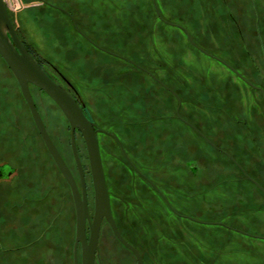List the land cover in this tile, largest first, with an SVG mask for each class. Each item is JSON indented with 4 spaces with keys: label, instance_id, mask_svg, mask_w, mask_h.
<instances>
[{
    "label": "rangeland",
    "instance_id": "374dc122",
    "mask_svg": "<svg viewBox=\"0 0 264 264\" xmlns=\"http://www.w3.org/2000/svg\"><path fill=\"white\" fill-rule=\"evenodd\" d=\"M4 1L24 46L51 76L62 74L79 91L98 126L119 139L134 166L179 214L134 173L110 136L98 135L113 217L143 264H264V240L240 233L264 237V195L181 124L175 116L178 100L157 82L177 95L183 121L234 156L264 187L262 95L201 54L184 31L164 23L181 26L203 51L264 88L250 1L155 0L163 21L152 0ZM253 3L264 44V0ZM55 7L73 18L89 42ZM31 93L76 177L67 121L44 94L35 88ZM0 165L13 170L0 179V264H72L75 217L69 188L1 57ZM98 249L101 264H136L104 222Z\"/></svg>",
    "mask_w": 264,
    "mask_h": 264
},
{
    "label": "water",
    "instance_id": "95a60500",
    "mask_svg": "<svg viewBox=\"0 0 264 264\" xmlns=\"http://www.w3.org/2000/svg\"><path fill=\"white\" fill-rule=\"evenodd\" d=\"M38 1L46 5H49L43 0H38ZM152 3L154 6L156 15L159 17L161 21H163L160 17L159 10L157 8L155 0H152ZM252 5H253V8L256 14V19H257L256 24H255L256 30H257V36H258L257 38L259 39L261 49L264 55V47H263V43L260 37L259 28L257 25L258 24V13H257L256 7L253 2H252ZM56 9L70 16L68 13H66L62 9H59V8H56ZM72 21L77 31L80 33L81 31H79L73 19ZM164 23L169 26H172L173 28L175 27V28H178L184 31L187 36V40L190 42V44L193 47L198 49L202 54H205L211 57V55L203 51L192 41L190 35L187 33V31L184 28H181V26H178L175 24L173 25L172 23H168L165 21ZM16 33L17 32L15 30L13 23L11 22L7 7L5 5V1L0 0V57H1V60L4 61V63L6 64V66L12 73V75L14 76L19 86L21 95L27 105L32 121L35 125L34 127L36 128L43 144L45 145L48 151L47 153H49L54 164L59 170L60 174L66 181L70 189L72 199H73L74 208H75V240H74V245H73V264H94V260H95L94 257L96 256L97 245H98L99 230H100L101 222L103 220L109 225L113 236L119 242L118 244H120L122 247H124L126 250H128L133 255L136 261V264H143L139 251L122 237L113 219L111 209H110L108 191H106L107 187H106V181H105V176H104V169L102 166V161H101V156H100L96 134L103 133L115 139L117 143L119 144L122 153L125 155L120 142L112 134L98 128L96 124L93 122V120L89 116L85 115L84 111L81 110L77 102L71 96H69V93H67V91H65L61 86L55 83L46 73H44V70L40 67V65L33 58V56L27 51V49L24 47L23 43L21 42L20 38L18 37V34ZM97 48L104 51L103 49L99 47ZM104 52L112 56L118 57L122 60H125L131 65L145 71L143 68L138 67L134 62H132L129 59L118 56L116 54L109 53L107 51H104ZM215 59L219 61L220 63H222L223 65H225L226 67H228L229 69H231L232 71H235L233 68L228 66V64H226L222 60L217 59V58ZM235 73L237 72L235 71ZM239 77L242 79L240 75ZM245 82L249 84L247 81ZM29 86L36 87L39 90L43 91L53 101V103L58 107V109L62 112L63 116L65 117L70 127V131H71L70 145H71V151L74 157L75 165L78 171L80 190L76 184L75 179H73L74 177L72 173L70 172L69 168L67 167L66 163L64 162L63 158L61 157L60 153L58 152L56 146L54 145L53 141L51 140L45 128V125L35 107L34 100L32 98ZM262 93L264 95L263 91ZM177 99H178V107H179L180 100L178 97ZM178 107H177V111H178ZM194 129L197 132V134H199L202 138H204L209 143V141L205 138V136L199 130H197L196 128ZM75 130H78L81 133L86 149H87V154H88V160H89L88 165H89V170H90V175H91L90 178L92 182L93 202H94L93 217H91L92 219L89 218L90 215H89V210H88V205H87L88 204L87 194H86L87 191H86V185H85L84 172H83V168L79 160L78 154L76 152L77 150H76L75 137H74ZM209 144L213 146V144L211 143ZM240 169L242 170L244 175L264 193V189L257 182H255L250 177H248L241 167ZM134 170L139 175H141V173L135 167H134ZM151 185L152 187H154L153 184ZM153 189H155V187ZM156 191L158 190L156 189ZM158 193L164 199L169 209L174 214H177L173 210V208L170 206V204L167 202L165 197L159 191ZM184 217L192 222H196L200 224H207L206 222L199 221L191 217H187V216H184ZM209 224L220 225V226H224L225 228L232 229L231 227L226 226L221 223H209ZM87 228L89 230L88 237L86 233ZM240 233L248 237L250 236L256 239L263 238L261 236H254L250 234L248 235L247 233H244V232H240ZM78 247L80 248V261L79 259H77L78 258Z\"/></svg>",
    "mask_w": 264,
    "mask_h": 264
},
{
    "label": "flooded vegetation",
    "instance_id": "af4514ba",
    "mask_svg": "<svg viewBox=\"0 0 264 264\" xmlns=\"http://www.w3.org/2000/svg\"><path fill=\"white\" fill-rule=\"evenodd\" d=\"M40 2V1H39ZM6 5V4H5ZM10 16V15H9ZM67 16V15H66ZM11 19V18H10ZM68 19H70V20H72L73 18L72 17H70V18H68ZM257 20V19H256ZM11 22H12V20H11ZM13 23V22H12ZM74 24V23H73ZM76 24V23H75ZM255 24H256V22H255ZM254 24V25H255ZM14 25V24H13ZM77 26V25H76ZM15 27V26H14ZM74 27H75V25H74ZM78 28V27H77ZM79 29V28H78ZM255 29H256V25H255ZM15 30H16V28H15ZM75 30H76V32L81 36V37H83L85 40H87L88 42H89V39H88V37L85 35V34H83L82 33V31L79 33L78 31H77V29H76V27H75ZM79 31H80V29H79ZM16 32H17V30H16ZM256 34H257V30H256ZM19 37V36H18ZM257 38V37H256ZM258 39V38H257ZM21 40V39H20ZM22 42V41H21ZM258 42H259V39H258ZM260 43V42H259ZM91 44V43H90ZM24 45V44H23ZM261 46V45H260ZM25 47V46H24ZM95 47V46H94ZM264 47V46H263ZM26 48V47H25ZM95 48H97V47H95ZM261 48V47H260ZM27 49V48H26ZM98 49V48H97ZM98 50H100V49H98ZM198 50V49H197ZM27 51L30 53V51L27 49ZM102 51V50H101ZM199 51V50H198ZM261 51H262V49H261ZM104 52V51H103ZM263 52V51H262ZM106 53V52H105ZM31 55H32V53H30ZM202 54V53H201ZM205 55V54H204ZM33 56V55H32ZM206 57H208V58H210V59H213V60H215V61H217L215 58L216 57H213V56H211V57H209V56H207L206 55ZM33 58L37 61V63L40 65V67L44 70V73H46L55 83H57L59 86H61L65 91H67V93H69V96H71L76 102H77V104L79 105V107L81 108V110L82 111H84V113H85V115L86 116H89L92 120H93V122L96 124V126L98 127V128H100L101 129V127H99L98 126V124H97V122L93 119V117H92V115H91V112L89 111V108L87 107V105H86V101H84V99L82 98V96H81V94L79 93V91H77L76 89H74L73 88V86L66 80V78L62 75V74H58V78H54L53 76H51L50 74H49V72L39 63V61L33 56ZM221 60V59H220ZM217 62H219V61H217ZM220 63V62H219ZM223 67H225L226 69H228L229 71H231L234 75H236L246 86H248V87H250L251 89H253V90H255V91H258L261 95H262V99H263V101H264V95H263V93H262V91L264 92V88H260V87H257V86H255V85H253V84H251L248 80H246V79H244V76H242L237 70H235L233 67H231V68H233L237 73H235V71H232L231 69H229L228 67H226L225 65H223L222 63H220ZM227 64V63H226ZM133 66V65H132ZM133 67H135V66H133ZM139 69V68H138ZM141 70V69H140ZM10 71V70H9ZM141 71H143V70H141ZM143 72H145V71H143ZM11 73V72H10ZM146 73V72H145ZM12 74V73H11ZM239 75L242 77V79L239 77ZM13 76V75H12ZM13 78H14V76H13ZM15 79V78H14ZM247 81L249 84H247L245 81ZM16 81V80H15ZM263 81H264V79H263ZM158 82V84L160 85V86H162L166 91H169L174 97H175V99L176 100H178L177 99V95L173 92V91H170L161 81H157ZM16 84H17V82H16ZM17 87L19 88V86H18V84H17ZM30 87V92H31V88H35V89H37L41 94H44V96H46L48 99H50L43 91H41V90H39L38 88H36V87H33V86H29ZM19 91H20V89H19ZM20 94H21V92H20ZM31 95H32V93H31ZM22 96V95H21ZM23 98V97H22ZM32 98H33V96H32ZM34 100V99H33ZM51 100V99H50ZM23 101H24V99H23ZM52 101V100H51ZM25 102V101H24ZM52 103H53V101H52ZM26 104V103H25ZM34 104H35V107H36V109H37V111H38V113H39V115H40V117H41V119H42V121H43V123H44V120H43V117H42V115H41V112H40V110H39V108H38V105L36 104V102L34 101ZM54 104V103H53ZM55 105V104H54ZM27 106V105H26ZM56 106V105H55ZM57 107V106H56ZM58 108V107H57ZM28 109V108H27ZM59 110V109H58ZM60 111V110H59ZM28 112H29V110H28ZM60 113L62 114V112L60 111ZM63 115V114H62ZM175 116H176V118L177 119H179V121L181 122V124H183V125H185L186 126V128L187 129H189L191 132H193V131H195V127L193 126V124H191V123H189L188 121H183L182 120V118L180 117V113H179V108H178V111L176 110V112H175ZM31 117V116H30ZM64 117V116H63ZM65 118V117H64ZM32 119V118H31ZM66 120V119H65ZM33 122V121H32ZM34 124V123H33ZM44 125H45V123H44ZM35 126V125H34ZM45 128H46V130H47V127H46V125H45ZM68 128H69V133H70V135H71V131H70V127H69V125H68ZM197 129V128H196ZM102 130H104V129H102ZM198 130V129H197ZM106 131V130H105ZM47 132H48V130H47ZM109 132V131H108ZM196 132V131H195ZM48 134H49V132H48ZM103 133H97L96 134V138H98V135H102ZM110 134H112V133H110ZM196 134H197V132H196ZM70 135H69V150H70V153H71V156H72V160H73V162H74V165H75V161H74V157H73V154H72V151H71V145H70ZM104 135H106V134H104ZM49 136H50V134H49ZM109 136V135H108ZM114 136V135H113ZM198 136L199 137H201L199 134H198ZM74 137H75V144H76V152H77V154H78V157H79V160H80V162H81V165H82V168H83V172H84V178H85V185H86V177L88 176V175H90V170H89V172L87 171V167H88V169H89V160H88V154H87V149H86V146H85V143H84V140H83V138H82V135H81V133L78 131V130H75L74 131ZM50 138H51V140L53 141V139H52V137L50 136ZM112 138V137H111ZM202 138V137H201ZM206 138V137H205ZM79 139H81L82 141H83V145L82 146H80V144H77V141H79ZM118 139V138H117ZM208 145H209V147H211V148H213L215 151H217L218 153H220V154H222V155H224V157L240 172V174L241 175H243L244 176V178L246 179V181H248V182H250L256 189H258L263 195H264V193L253 183V182H251L245 175H244V173L242 172V170L240 169V167L244 170V172L247 174V172H246V170L244 169V167L242 166V164L241 163H239L236 159H234L235 157L234 156H232L231 154H229L228 152H226L225 150H223V149H221V148H219V147H217L216 145H214L209 139H207L208 141H209V143H211V144H213V146L212 145H210L204 138H202ZM112 140H114L116 143H117V141L115 140V139H113L112 138ZM118 141H119V139H118ZM98 142V141H97ZM120 142V141H119ZM53 143H54V145L56 146V148H57V150H58V152L60 153V155H61V157L63 158V160H64V162L66 163V165H67V167L69 168V170H70V172L72 173V171H71V169H70V167H69V165L67 164V161L65 160V158H64V156H63V154L60 152V149L58 148V146L55 144V142L53 141ZM121 144V143H120ZM117 145H118V147H119V149H120V146H119V144L117 143ZM43 146H44V148H45V150H46V153L48 152L47 151V149H46V147H45V145L43 144ZM121 146H122V144H121ZM99 147V146H98ZM123 148V147H122ZM123 150H124V148H123ZM125 151V150H124ZM120 152H121V154L123 155V157H124V159H125V162L128 164V166L134 171V173H136L143 181H145L152 189L155 187H152V183H151V181H150V179H148V177L147 176H144V174L141 172V171H139L135 166H134V164L132 163V161H131V159H130V157L125 153V155L122 153V151H121V149H120ZM48 154V156L50 157V160L52 161V163H53V165H54V167H55V169H56V171L58 172V175H59V178L60 179H62V181H63V183L64 184H66L67 185V183H66V181L64 180V178L62 177V175L60 174V172H59V170L57 169V167H56V165L54 164V162H53V160H52V158H51V156L49 155V153H47ZM227 154V155H226ZM232 158H230L229 156ZM100 156H101V154H100ZM101 161H102V157H101ZM84 162H85V164H84ZM133 166H132V165ZM238 164V165H237ZM7 165V164H6ZM6 165H4V167H0V179L1 180H7L8 178H9V175L10 174H12V172H13V170L12 169H8L7 168V166ZM102 165H103V163H102ZM1 166V165H0ZM6 166V167H5ZM240 166V167H239ZM134 167L141 173V175H139L135 170H134ZM75 169H76V174H77V176L75 177L74 176V174L72 173V175H73V179H75V181H76V184H77V186H78V188H79V190H80V182H79V177H78V171H77V168H76V165H75ZM247 176L248 177H250L252 180H254L255 182H257L259 185H260V183L255 179V178H252L249 174H247ZM90 177H91V175H90ZM89 177V178H90ZM91 179V178H90ZM91 184H92V182H91ZM263 189H264V187L262 186V185H260ZM67 187H68V185H67ZM69 188V187H68ZM69 191H70V189H69ZM86 191H87V185H86ZM92 191H93V188H92ZM154 191L159 195V197L164 201V199L160 196V194L158 193V191H156V189H154ZM161 193V192H160ZM86 194H87V203L89 204V196H88V192H86ZM162 194V193H161ZM70 196H71V192H70ZM71 201H72V203H73V199H72V196H71ZM110 202V201H109ZM167 202H168V200H167ZM164 203H165V201H164ZM169 203V202H168ZM87 204V205H88ZM166 204V203H165ZM170 204V203H169ZM92 205V206H91ZM90 206L88 205V210H89V215H90V219H92L91 217H93V209H94V202H93V204H91ZM167 205V204H166ZM170 206H171V204H170ZM73 208H74V203H73ZM110 209H111V205H110ZM176 212V211H175ZM111 213H112V211H111ZM177 213V212H176ZM174 215H177V214H174ZM112 216H113V214H112ZM74 217H75V208H74ZM113 219H114V217H113ZM114 221H115V219H114ZM106 223L104 220L101 222V226H100V229H101V227H102V223ZM115 223H116V221H115ZM107 224V223H106ZM108 225V224H107ZM116 225H117V228H118V230H119V232H120V234L122 235V237L128 242V240L125 238V236L123 235V233L121 232V230H120V228H119V226H118V224L116 223ZM108 227H109V225H108ZM110 228V227H109ZM111 230V229H110ZM86 233H87V237H88V233H89V230H88V228L86 229ZM74 233H75V223H74ZM112 233V232H111ZM113 235V234H112ZM99 236H100V230H99ZM115 238V237H114ZM264 238V237H263ZM262 238V239H263ZM74 240H75V234H74ZM264 240V239H263ZM98 241H99V237H98ZM117 241V240H116ZM118 242V241H117ZM119 243V242H118ZM129 243V242H128ZM73 245H74V241H73ZM133 246V245H132ZM124 248V247H123ZM125 249V248H124ZM126 250V249H125ZM127 252H129L128 250H126ZM130 253V252H129ZM131 254V253H130ZM132 255V254H131ZM38 256H40V255H38ZM43 256V255H42ZM45 256H47V255H45ZM133 256V255H132ZM45 258V257H44ZM95 258V260H94V264H101V261H100V258H99V249H98V245H97V251H96V256L94 257ZM77 259H79V261H80V248L78 247V258ZM48 259H44V261H47ZM49 261V260H48ZM72 264H73V247H72Z\"/></svg>",
    "mask_w": 264,
    "mask_h": 264
},
{
    "label": "trees",
    "instance_id": "16d2710c",
    "mask_svg": "<svg viewBox=\"0 0 264 264\" xmlns=\"http://www.w3.org/2000/svg\"><path fill=\"white\" fill-rule=\"evenodd\" d=\"M250 1V3H251V5H252V2H253V0L251 1V0H249ZM253 6V5H252ZM253 12H254V15H255V20H256V14H255V11H254V8H253ZM258 18H259V16H258ZM259 23V22H258ZM258 25V24H257ZM258 28H259V25H258ZM259 33H260V29H259ZM258 37V36H257ZM261 37V36H260ZM263 43V42H262ZM259 46H260V43H259ZM263 46H264V44H263ZM261 47V46H260ZM261 49V48H260ZM262 55H263V52H262ZM263 58H264V55H263ZM242 177L244 178V176L242 175ZM245 179V178H244Z\"/></svg>",
    "mask_w": 264,
    "mask_h": 264
}]
</instances>
